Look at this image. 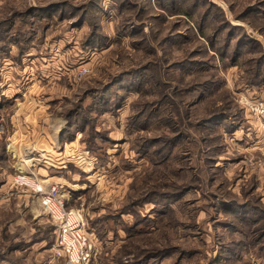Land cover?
Wrapping results in <instances>:
<instances>
[{
  "label": "rangeland",
  "instance_id": "374dc122",
  "mask_svg": "<svg viewBox=\"0 0 264 264\" xmlns=\"http://www.w3.org/2000/svg\"><path fill=\"white\" fill-rule=\"evenodd\" d=\"M2 109L0 264H69L22 174L63 178L91 264H264V0H0Z\"/></svg>",
  "mask_w": 264,
  "mask_h": 264
},
{
  "label": "built area",
  "instance_id": "2783aa9c",
  "mask_svg": "<svg viewBox=\"0 0 264 264\" xmlns=\"http://www.w3.org/2000/svg\"><path fill=\"white\" fill-rule=\"evenodd\" d=\"M15 185L39 197L58 232L57 256L69 264H91L96 247L89 237L87 220L81 210L68 208L60 184L44 185L29 174H22L15 178Z\"/></svg>",
  "mask_w": 264,
  "mask_h": 264
},
{
  "label": "crops",
  "instance_id": "0c3cea01",
  "mask_svg": "<svg viewBox=\"0 0 264 264\" xmlns=\"http://www.w3.org/2000/svg\"><path fill=\"white\" fill-rule=\"evenodd\" d=\"M43 94L45 95L47 94V92ZM33 105H34V99L33 98L29 99V103L24 105L23 110L27 112H31L32 115L35 113H40L41 115L46 116L45 110H42V109H40L39 111L33 112V109L31 108V106ZM2 112H3V109L0 110V114H2ZM32 115H30L29 118H32ZM36 116L34 117L36 118ZM11 122H13L14 124V130L12 131V137L8 139L9 145H10L8 152L12 154L14 157H16L17 159L19 160L22 159L24 160L23 162L28 163V165L27 164L25 165L24 163H22V161L18 162L21 169H24L25 171H27L26 169H31L32 171H34L36 168H38L36 165L38 162H39L38 164H40V160L43 161V165L47 164L45 159H47L46 157L47 150H48L47 147L50 146V142L48 141V139H50V135L48 133L49 126H42L41 128H39V126L37 127V125L20 126L21 124H20L19 117H17V114L14 115V117L11 119ZM28 122H31V121H28ZM12 129H13V126H12ZM50 158L51 157H49L48 160ZM47 165L50 166V164H47ZM49 166H44L45 169L42 168L43 172H41L40 174L42 177L47 178V175H48L47 167ZM62 167H65V166H63L62 164L60 168ZM62 179L59 178L61 182L63 181ZM50 180L56 181V182L58 181V180H55V178H51ZM60 181L58 183H60L62 185V188L65 189L63 184ZM64 197L66 199L68 208H74L69 204L68 198H66L65 193H64ZM90 239L92 240L91 237Z\"/></svg>",
  "mask_w": 264,
  "mask_h": 264
},
{
  "label": "trees",
  "instance_id": "16d2710c",
  "mask_svg": "<svg viewBox=\"0 0 264 264\" xmlns=\"http://www.w3.org/2000/svg\"><path fill=\"white\" fill-rule=\"evenodd\" d=\"M217 108H218V107H217ZM213 109H214V108H213ZM238 113H239V112H238ZM238 113H236V115H235V116H237V115H238ZM238 116H239V115H238ZM238 116H237V117H238ZM239 118H240V116H239ZM213 119H214V118H213ZM213 119H212V120H213ZM240 119H241V118H240ZM240 119H238V121H239ZM207 121H208V120H207ZM236 122H237V121H236ZM208 123H211V122H208ZM237 123H239V122H237ZM237 123H236V125H237ZM238 125H239V124H238ZM238 125H237V126H238ZM55 228H56V227H55Z\"/></svg>",
  "mask_w": 264,
  "mask_h": 264
}]
</instances>
